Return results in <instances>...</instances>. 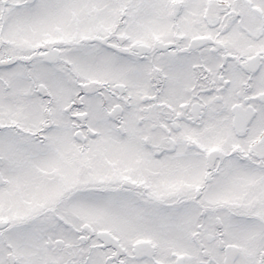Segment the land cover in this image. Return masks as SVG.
<instances>
[{"label":"snow or ice","instance_id":"snow-or-ice-1","mask_svg":"<svg viewBox=\"0 0 264 264\" xmlns=\"http://www.w3.org/2000/svg\"><path fill=\"white\" fill-rule=\"evenodd\" d=\"M0 264H264V0H0Z\"/></svg>","mask_w":264,"mask_h":264}]
</instances>
